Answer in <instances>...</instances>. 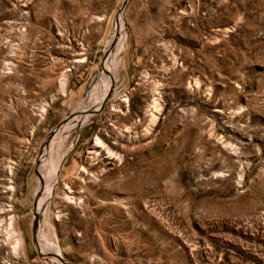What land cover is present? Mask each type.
<instances>
[{"label":"rangeland","instance_id":"rangeland-1","mask_svg":"<svg viewBox=\"0 0 264 264\" xmlns=\"http://www.w3.org/2000/svg\"><path fill=\"white\" fill-rule=\"evenodd\" d=\"M123 1L0 0V264H264V0ZM121 27L115 94L60 134L44 258L43 152Z\"/></svg>","mask_w":264,"mask_h":264},{"label":"bare ground","instance_id":"bare-ground-1","mask_svg":"<svg viewBox=\"0 0 264 264\" xmlns=\"http://www.w3.org/2000/svg\"><path fill=\"white\" fill-rule=\"evenodd\" d=\"M123 42H124V35H123V29L121 27L117 29L116 33L113 35L111 39V43L106 48V54L108 55L109 62H107L105 66V61H106L105 59L103 64L104 69L101 70L100 72L101 78L100 81L97 82V88L98 90H100L99 94L93 99H91L89 102L85 103L83 108L76 111V113L71 114V116L74 119L71 118L67 120L63 126L56 128V130L53 132L50 138L48 137L49 140L43 152V161H45L47 165L41 166V170L39 172V178L43 182V187L42 188L36 187L34 189V196L38 203V207L41 208L45 204L44 207L42 208L43 219L40 222H38L37 220L38 225L36 231V243L38 245L37 247L41 249L42 253L45 254L43 256L44 258L48 257L45 252L49 253L50 255L54 254L52 257L60 256L58 255L60 250L58 249V245L56 243L55 238L52 236L53 226L50 220V210H49L50 204L48 205V202L50 199L52 188L55 186L57 181L58 169H60L61 163L63 162L66 154L72 149L73 146L72 144H66L65 136L60 134L69 131L74 127L81 126L83 123L86 122V120H88V118L86 117L88 115L93 114L92 111H96L100 109L102 105L101 102H103V100L105 99V97L109 92H111L112 94L111 96L115 94L113 85H112L113 88L111 87L112 77L110 76L108 70L109 69H112L113 71L118 70L121 64L120 54L121 51L124 49ZM101 83L104 88H102ZM94 142H95L94 146H102L105 144L102 142V140L99 137H96V140ZM104 146H106V144ZM96 150L94 149L93 151L95 152ZM107 151L108 154L111 155V157H114L115 154L112 153L111 150L107 149ZM82 170L84 172H88L89 168L83 166ZM80 178H82V176H80ZM68 188L71 189L70 186ZM35 217L37 218V215H35ZM56 254L58 256H56ZM55 262L57 263V261L55 260L52 261L53 264H55Z\"/></svg>","mask_w":264,"mask_h":264},{"label":"water","instance_id":"water-1","mask_svg":"<svg viewBox=\"0 0 264 264\" xmlns=\"http://www.w3.org/2000/svg\"><path fill=\"white\" fill-rule=\"evenodd\" d=\"M127 1H128V0H124V1H123L122 6H121V9H123V8L125 7ZM110 97H111V92H109V93L107 94V96H106L105 99L103 100L102 105H101L100 108H102V107L104 106V104L110 99ZM92 112H93V113H96V112H98V110H96V111H92ZM72 113H73V112H71V114H72ZM71 114H70V115H71ZM48 137H50V135H49ZM37 220H38V219L35 217V220H34V223H33V226H32V233H33V239H34V242H36V231H37V223H38ZM53 255H54V254H53ZM41 256L43 257L44 255L41 254ZM56 256H58V255L56 254ZM58 257H60V259H62L61 256H58ZM64 262H65V261H64ZM65 264H70V263L65 262Z\"/></svg>","mask_w":264,"mask_h":264}]
</instances>
